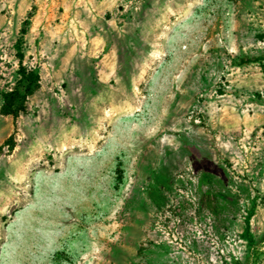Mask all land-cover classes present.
Returning <instances> with one entry per match:
<instances>
[{"label":"rangeland","instance_id":"1","mask_svg":"<svg viewBox=\"0 0 264 264\" xmlns=\"http://www.w3.org/2000/svg\"><path fill=\"white\" fill-rule=\"evenodd\" d=\"M0 264H264V0H0Z\"/></svg>","mask_w":264,"mask_h":264}]
</instances>
